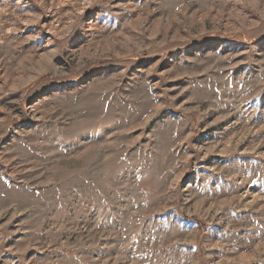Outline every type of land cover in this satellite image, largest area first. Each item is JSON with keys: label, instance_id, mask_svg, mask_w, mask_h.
Wrapping results in <instances>:
<instances>
[{"label": "rangeland", "instance_id": "374dc122", "mask_svg": "<svg viewBox=\"0 0 264 264\" xmlns=\"http://www.w3.org/2000/svg\"><path fill=\"white\" fill-rule=\"evenodd\" d=\"M0 264H264V0H0Z\"/></svg>", "mask_w": 264, "mask_h": 264}, {"label": "trees", "instance_id": "16d2710c", "mask_svg": "<svg viewBox=\"0 0 264 264\" xmlns=\"http://www.w3.org/2000/svg\"><path fill=\"white\" fill-rule=\"evenodd\" d=\"M201 223V222H200Z\"/></svg>", "mask_w": 264, "mask_h": 264}]
</instances>
